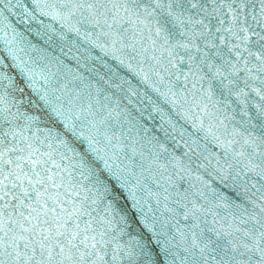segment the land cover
Listing matches in <instances>:
<instances>
[{"label": "snow or ice", "instance_id": "6c2138e0", "mask_svg": "<svg viewBox=\"0 0 264 264\" xmlns=\"http://www.w3.org/2000/svg\"><path fill=\"white\" fill-rule=\"evenodd\" d=\"M0 264H264V0H0Z\"/></svg>", "mask_w": 264, "mask_h": 264}]
</instances>
